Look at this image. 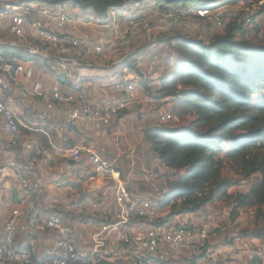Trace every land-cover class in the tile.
<instances>
[{
    "label": "built area",
    "instance_id": "2783aa9c",
    "mask_svg": "<svg viewBox=\"0 0 264 264\" xmlns=\"http://www.w3.org/2000/svg\"><path fill=\"white\" fill-rule=\"evenodd\" d=\"M125 8L126 5L115 8L114 10L120 11L111 13L109 22L116 38L115 42L126 34L118 20L120 12L125 11ZM1 9L9 17L6 30L10 34L20 39L33 36L32 38L54 49L58 55L72 53L78 57H94L111 46L86 38L82 31L74 26L72 17L64 6L49 2H30L25 5L5 3ZM158 14L163 28L179 25V15L194 16L211 24L221 33L227 25L220 7L212 8L208 5L179 4L160 9ZM242 21L247 25L252 22V18L246 16ZM28 49V56L25 58L0 52L1 130L7 136L11 147L21 149L24 156H27L20 161L11 160L4 167L5 170L11 171L17 180L23 201L1 219L0 264H95L104 258L78 250L72 241L70 227L58 213H52L45 219L40 217L35 198L41 190V184L31 177V172L41 161L45 150H32L23 142L21 124L16 112L18 105L14 106L10 100L11 96L17 93L18 78L22 77L28 82L21 91L23 97L38 100L45 112L58 108L67 125L86 122L108 127L130 109H135L140 114H152L156 125L169 128L175 119L173 107L167 102L160 107L150 106L153 100L143 86L146 78L134 77L115 81L111 85L110 93L99 100L69 87L45 88L40 80L34 78L37 51ZM62 61L60 58L54 59L50 64L51 70L64 71L65 65ZM59 64H62L60 70L57 68ZM70 77L72 82H77L76 75ZM135 78L138 82H135ZM146 85L150 86V83L146 82ZM54 154L72 169V179H84L89 169L94 178L114 183L111 193L89 190L71 206L74 213L90 216L94 212L107 211L110 199H113V219L93 221L95 226L91 232V241L95 252L110 244H118L124 246L138 264H144L150 257L164 264H195L193 252L199 246L195 242L204 244L209 235L208 226L187 223L180 227L160 228L153 224L144 230H138L136 226L142 221L153 223L157 218V203L161 197L135 196L122 180L120 171L108 159L104 145L80 143L54 147ZM154 159L160 162L157 156H154ZM21 222H25L28 231L33 234L50 236L43 257L35 255L36 243L33 239L23 246L16 244L17 228ZM179 251H183L184 256L176 258L175 255Z\"/></svg>",
    "mask_w": 264,
    "mask_h": 264
},
{
    "label": "trees",
    "instance_id": "16d2710c",
    "mask_svg": "<svg viewBox=\"0 0 264 264\" xmlns=\"http://www.w3.org/2000/svg\"><path fill=\"white\" fill-rule=\"evenodd\" d=\"M31 1L69 3L104 15L112 8L148 0ZM150 1L160 10L188 3L218 8L247 0ZM244 25V21L229 22L223 33L212 35L207 42L175 35L177 59L160 78L155 93L157 99L173 101L175 117L190 120L179 128L152 125L143 130V139L168 169L166 190L157 203L158 208L168 210V218L198 212L208 203L224 202L231 206V220L241 209H254V219L264 221V98H254L264 90V44L245 38ZM139 59L126 60V67L139 73L134 63ZM226 166L234 171L238 184L223 174ZM254 174L259 179L247 191L230 193L233 186ZM158 222L157 217L153 223ZM249 234L264 238V224ZM250 262L264 264L259 255Z\"/></svg>",
    "mask_w": 264,
    "mask_h": 264
},
{
    "label": "crops",
    "instance_id": "0c3cea01",
    "mask_svg": "<svg viewBox=\"0 0 264 264\" xmlns=\"http://www.w3.org/2000/svg\"><path fill=\"white\" fill-rule=\"evenodd\" d=\"M56 4L66 8L69 15L72 17L74 26L82 31L86 38L98 43L111 44L110 48L102 54L94 57H78L72 53L58 55L54 49H51L37 39L32 38L33 36H28L27 39L14 37V42L0 41V52L25 58L28 56V48L35 49L37 51V54L35 55V57H37V65L34 78L40 80L45 88L50 89L55 86L69 87L75 91H82L90 95L94 100H99L108 95L111 91L112 83L125 79V76L128 74H133L134 77H138L125 65V61L130 59L129 55H131L132 52L123 53V50L119 49L124 42L123 40L126 34L115 42L116 38L113 36L112 27L109 22L110 18H112L111 13L120 10H114L115 8H112L104 15L90 11L92 14L85 15L83 13L80 14V11L77 9L78 7H74L71 10L70 7H72V5L70 6L69 3ZM0 11H2V9ZM83 12L89 13L88 11ZM37 44H42L48 48H39ZM144 51L147 50L144 49ZM146 53L147 52H143V54ZM56 58L63 60L62 62L65 65V72H62L65 74L61 71L55 72L51 70L50 64ZM133 58L135 59L136 57L133 55L131 59ZM61 66L62 64H59V67H57L58 70L62 69ZM72 75H76L77 78L75 81L77 82H72L70 80V76ZM148 75L150 76L151 74ZM146 82L150 83V86H146L151 87V82L148 81V79ZM27 83L28 82L22 77L18 78L17 93L11 96L10 100L14 106L18 105L16 112L20 120V130L24 144L30 146L32 150L35 148H43L45 150V154L41 161L32 168L31 172V177L37 179L41 184V190L35 198L40 217L45 219L52 213H58L62 217L64 223L70 227L72 241L81 252L86 254L93 253L95 256L104 258L106 261L115 264H138L122 245L110 244L105 248L98 249L97 252L93 250L91 241V232L95 226L93 221L95 219H113L115 207L112 198L108 204L107 211L94 212L88 216V219L86 218L83 221H81V217H76L79 216V214L74 213L71 209L72 203L79 199L85 192L95 189L99 192L111 193L114 183L94 178L91 176L89 169L85 176L86 179H72L70 176L72 169L54 154V147L69 146L80 143L104 145L106 150L108 149L107 151L110 153V149H114L112 148L113 146H111V143H113L115 139L114 135L116 132L114 130L117 127L116 124H121L123 118L112 122L108 127H100L86 122L67 125L62 119L58 108L45 112L38 100L22 96L21 91ZM131 111L135 112L134 109L129 110V112ZM124 116L126 117L127 115L125 114ZM30 156L31 155H29L28 158H30ZM24 157L27 156H24L21 149L16 150L9 145L8 138L2 132L0 125V238L2 235L1 219L9 214L20 201H23L17 180L13 173L5 170L4 167L7 166L11 160L20 161L21 159H24ZM162 169L163 173H168V169L164 165ZM228 177L230 178V176ZM166 178L167 177H163L161 179L163 186L160 193L155 192L157 188L156 185L153 186L155 191L152 188H147L141 191H131L135 196L142 198L162 197L166 190H164ZM248 188L249 186L245 190L238 191L245 192ZM230 193L234 194L235 192L230 190ZM211 204L214 203L206 204L198 212L175 215L170 218H168L167 209L159 208L157 217L160 222L155 226L160 228H171L180 227L187 223L194 225L205 224L209 227V235L206 240L208 245L210 240L213 241V237L210 236L214 224L213 215H211V213H213L210 206ZM228 206L230 208V205H227V207ZM153 224L154 223L152 222L142 221L136 226V229L144 230ZM30 239H33L36 243L35 255L37 257H43L45 248L49 244L50 236L46 234H33L28 231L25 222H21L17 228L16 244L18 246L26 245ZM206 241L204 244H206ZM213 243L214 241L211 242V244ZM195 244H199L198 249L193 252L196 258L202 252L208 251V248H206L207 245L200 250L203 242L197 241ZM227 247L223 248V251H227H225V253L231 255V258L227 259H236L240 254V250H236L232 246ZM242 249L241 254L245 257L246 249ZM175 256L176 258H180L184 256V252L179 251ZM244 257L243 260H245ZM237 260L239 263L241 262L240 258ZM199 262H201V259L197 258V264H199ZM144 264L161 263L155 258H150L146 260Z\"/></svg>",
    "mask_w": 264,
    "mask_h": 264
},
{
    "label": "rangeland",
    "instance_id": "374dc122",
    "mask_svg": "<svg viewBox=\"0 0 264 264\" xmlns=\"http://www.w3.org/2000/svg\"><path fill=\"white\" fill-rule=\"evenodd\" d=\"M30 2L32 1L0 0V10L5 3L25 5ZM72 8H74L73 5L70 9L72 10ZM77 9L80 11V14H92L90 11L87 13L83 12L81 8ZM220 11L224 15L226 24L232 21L241 22L246 16H251L252 22L244 25V37L264 44L263 1L247 0L246 2L228 4L221 6ZM158 12L159 10L150 0L139 4L133 2L127 4L125 11H121L120 16H118L122 30L126 33L124 42L119 49L123 50V53L132 52L129 55L130 62L133 55L141 58L134 61L139 73H136L135 70L132 71L138 77L147 78L151 82V87L143 85L147 87L153 100L150 106L155 105L156 107H160L166 104V102L173 106V101L170 98L157 99L155 89L159 84L160 78L168 74L171 66L174 64V60L177 58L174 46L175 35L182 34L207 42L212 35L221 32L216 30L211 24L202 22V20L190 15H179L181 18L179 25L163 28L161 27V19ZM8 20L7 15L0 11V41L14 42V36L6 30ZM152 45L153 47H151ZM37 46L43 49L48 48L42 44H37ZM144 49L147 50L146 54H143ZM148 74H151V77ZM125 78H134V75L128 74ZM135 82H138L136 78ZM254 98H264V90L257 93ZM125 114L127 116L122 117V123L116 124L117 127L114 130L116 132L114 135L115 139L111 143L114 149H110V153L107 151L108 149L106 150L108 153L107 157L120 171L122 180L127 183L130 190L153 189V186L156 185V191L153 190L156 193H160L163 186L161 179L166 176L163 173V164L154 159V154L149 143L143 139V130L145 127L156 125L155 119L152 114H140L136 110L135 112L128 111ZM189 120V117H175L171 126L179 128L187 124ZM223 174L232 177L234 184L240 182L229 166L225 167ZM258 179L259 175L254 174L247 182H242L241 185L232 187L231 191L245 190L248 186L258 181ZM210 206L213 210L211 215H213L214 221L210 236L213 237L214 243L211 244L213 241L210 240L208 245L207 241L206 244L201 245L200 250L207 245L208 251H204L197 256L198 259H201L199 264H251L250 261L255 254H260L259 257L264 260V238H252L249 234V232H257L264 224L263 220L256 221L254 219V209H242L239 211L236 219L231 220L229 218L231 206L230 208L229 206L227 207L224 202H216ZM158 212L159 208H157ZM76 217H81V221L89 218L84 213ZM227 246L240 250V254L243 250L242 248L246 249L245 257L242 254L238 255L240 263L237 260L239 259L238 257L236 259H227L231 258L229 253H225L226 250L223 251V248ZM242 256L245 260H243ZM197 258L193 257L195 264H197Z\"/></svg>",
    "mask_w": 264,
    "mask_h": 264
},
{
    "label": "water",
    "instance_id": "95a60500",
    "mask_svg": "<svg viewBox=\"0 0 264 264\" xmlns=\"http://www.w3.org/2000/svg\"><path fill=\"white\" fill-rule=\"evenodd\" d=\"M95 264H112V263L106 261L105 259H99Z\"/></svg>",
    "mask_w": 264,
    "mask_h": 264
}]
</instances>
